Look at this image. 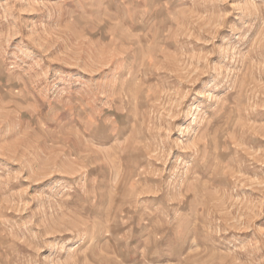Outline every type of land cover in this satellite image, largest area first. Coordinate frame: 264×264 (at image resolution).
I'll return each instance as SVG.
<instances>
[{
  "label": "rangeland",
  "instance_id": "374dc122",
  "mask_svg": "<svg viewBox=\"0 0 264 264\" xmlns=\"http://www.w3.org/2000/svg\"><path fill=\"white\" fill-rule=\"evenodd\" d=\"M0 264H264V0H0Z\"/></svg>",
  "mask_w": 264,
  "mask_h": 264
}]
</instances>
